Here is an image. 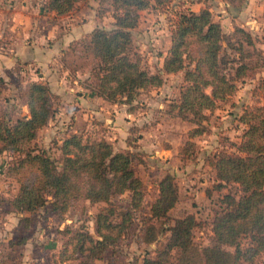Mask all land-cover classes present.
I'll use <instances>...</instances> for the list:
<instances>
[{
  "label": "trees",
  "instance_id": "1",
  "mask_svg": "<svg viewBox=\"0 0 264 264\" xmlns=\"http://www.w3.org/2000/svg\"><path fill=\"white\" fill-rule=\"evenodd\" d=\"M78 1L42 0L40 5L62 14ZM223 1L234 9L244 4V0ZM99 2L97 15L110 10L112 22L108 27L95 25L81 37L79 45L95 65L90 78L79 85L109 102L129 104L140 90L160 86L164 74L182 71L184 84L178 98L164 112L194 123L188 133L191 137L205 130V110L236 90L237 81L251 68V59L255 60L252 67H264V50L255 47L256 39L248 30L233 24L229 32L224 31L211 18L208 6H202L197 11H174L169 19V45L159 67L151 72L131 49V30L141 9L167 7L171 0ZM260 41L264 43V33ZM257 88L264 98V77ZM53 96L47 80L30 79L23 92L27 114L10 119L0 113V153L15 156L4 164L5 175L16 183V190L6 199L8 209L21 213L18 222L29 226V215L44 206L46 193L51 194V208L58 213L78 199L103 203L93 214V233L81 224L57 229L60 242L50 257L51 264H96L121 240L133 210L142 204V181L134 170L136 151L114 150L104 137L87 139L78 131L61 138L57 160L43 149L28 146L36 130L47 122ZM238 120L245 128L239 141L229 142L235 151L219 149L208 160L215 181L205 194L226 188L212 213L208 243L199 245L193 240L198 221L192 213L175 217L163 227L151 221L166 218L177 200L173 175L166 172L157 181V194L148 206L140 235L146 244L164 231L168 232L166 239L153 256L145 251L129 264H249L264 252V104L243 108ZM125 143L138 149L133 138L126 136ZM185 144L179 152L189 158L193 143ZM232 184L236 186L233 191L227 188ZM123 193L126 204L115 205L111 197Z\"/></svg>",
  "mask_w": 264,
  "mask_h": 264
},
{
  "label": "rangeland",
  "instance_id": "2",
  "mask_svg": "<svg viewBox=\"0 0 264 264\" xmlns=\"http://www.w3.org/2000/svg\"><path fill=\"white\" fill-rule=\"evenodd\" d=\"M25 1L36 6L39 5L40 0H0L1 19L6 21L11 13L23 16L25 12H28V8L21 7ZM89 3L95 6L88 9ZM99 3V0H80L75 5V9L80 11L79 9L84 7L83 9H87L91 14H97ZM104 4H106L105 1ZM202 6H208L211 18L219 22L224 31L229 32L233 24L240 25L255 37V47L264 50V43L260 41V36L264 33V0H244L243 6L239 9H234L223 0H171L167 7L153 6L147 9L151 12V16H148L151 20L146 26H144L146 19L142 17L147 15L139 11L138 24L131 30V49L138 53L141 62L149 71H155L161 64L163 52L167 47L169 19L174 16V11L180 8L197 11ZM108 11L103 17L95 15L96 24L105 27L111 25L112 16L110 10ZM80 39L71 41L65 49L55 55L59 66H55L58 68L53 73L54 78L56 79L57 76V80L60 78L67 86L70 84L73 88L70 90L71 93H76L78 89L86 90L78 88V84L90 78V69L95 65V60L79 45ZM254 61L253 58L248 62L251 68L237 81L236 90L225 100L218 101L213 109L205 110L206 119L202 122L205 130L196 136L191 137L188 134L195 126L194 123L171 117L164 112L167 104L178 98L184 84L182 71L164 74V80L160 86L140 90L134 99L126 104L127 109H131L133 113L129 117L131 121L128 124L126 135L133 138L138 145V149L130 146L128 149L136 151L137 160H135L134 170L142 181L143 198L140 207L133 210L132 220L125 234L108 251L104 259H99L100 264H106V262L107 264H120L121 262L129 264L132 259H140L145 251L148 256H153L155 249L165 241L168 233L165 231L159 233L155 240L147 244L141 241L140 235L144 225L143 221L148 217V206L157 194V181L166 172L173 175L177 186V200L168 210L166 218L151 219V221L157 227H163L171 224L175 217L192 213L198 221L193 228V240L199 245L208 243L211 233L209 223L213 210L217 206L219 195L226 191V188L220 191L210 189V194H205V189L211 188L215 181L208 160L219 149L234 152L235 149L229 142L239 141L245 128V125L238 120V115L245 107L264 104V98L257 88L258 81L264 77V67H252ZM49 65L53 67L56 64ZM19 67L20 71H8L0 77V113L3 118L15 119L25 114L27 108L22 91L27 81L45 79L43 78L44 70L36 63L21 64ZM57 98V94L51 98L50 116L45 125L36 130L34 137L28 141V146L43 149L57 160L61 138L75 128L83 138L104 137L111 141L114 150H121V148L126 150L123 149V142L121 143L118 137L113 140L108 139L105 127L95 126L93 117L70 114L61 119L58 114L61 108L58 107ZM68 125L72 127L68 128ZM134 127L139 129L135 130ZM189 140L193 143L189 152L190 157L182 158L179 149L186 145L185 141ZM12 157L15 156L8 153L0 154V191L4 190L8 195L16 190L14 180L4 175V163L12 161ZM227 188L233 191L236 186L232 184ZM52 199L51 194L46 193L44 206L32 212L29 215L31 222L28 228L20 227L17 233L24 232V237L27 235V237L33 236V239H43L49 242V249L53 247V242L57 244L60 242L57 229L63 227L64 224L70 226L81 224L93 233L92 217L103 203H90L86 199H78L73 201L63 213H58L51 208ZM111 200L115 205H125L127 194L114 195ZM4 206L5 203H0V210ZM17 253L18 249H15L10 256L16 258ZM249 264H264V252Z\"/></svg>",
  "mask_w": 264,
  "mask_h": 264
},
{
  "label": "crops",
  "instance_id": "3",
  "mask_svg": "<svg viewBox=\"0 0 264 264\" xmlns=\"http://www.w3.org/2000/svg\"><path fill=\"white\" fill-rule=\"evenodd\" d=\"M41 1L36 6L25 1L21 7L28 8V12H25L23 16L12 15L11 13L6 21L0 17V77H3L8 71H20L19 65L21 64L36 63L44 70L43 78L48 81L50 90L57 94L58 107L61 108L58 114L61 119L70 114L93 117L95 118L93 121L95 126L105 127L108 139L113 140L118 137L121 143L123 142V149L127 150L129 146L124 140L127 136L128 124L131 121L129 117L133 115L132 110L127 109L124 103L109 102L87 89L84 91L78 89L76 93H71L72 86L70 84L69 86L65 85L64 81H61L60 78L57 80V76L55 79L53 75L55 69L58 68L55 66H59L55 55L65 49L71 41L81 38L91 28L98 25L96 24V16L98 15L91 14L87 9H83L84 7L79 9L80 11L76 10L75 5L78 2L69 12L56 14L54 11L41 8ZM92 4L89 3L88 9L95 6ZM151 8L152 6H149L145 8L146 11L140 10L147 15L145 17L141 15L142 18L146 19L144 26L151 20V17H148L151 16V12L147 11ZM169 41L168 35L167 47ZM49 64L56 65L52 67ZM78 88L81 89L82 87L78 84ZM26 114L27 109L23 115ZM69 127L72 126L68 125ZM141 130L142 128L139 132ZM72 131H76V129L72 128ZM0 154L4 155V152ZM5 194L7 193L4 190L0 191V203H5L4 208L1 207L0 210V264H51V254L58 248L59 243L53 242V247L49 249V242L43 239H33V236L27 237V235L24 237V232L18 234L17 231L20 230V227L25 229L28 226H23L18 222L17 217L21 213H15L8 209L6 199L11 195ZM16 234H18L17 237ZM15 249H18L16 258L10 256V253ZM99 261L101 260H96V264H100ZM126 263L121 262L120 264Z\"/></svg>",
  "mask_w": 264,
  "mask_h": 264
}]
</instances>
